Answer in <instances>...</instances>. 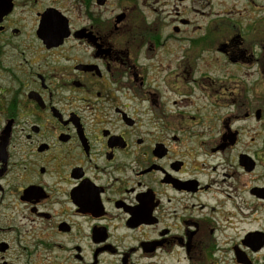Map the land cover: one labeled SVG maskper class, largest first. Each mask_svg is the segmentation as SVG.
I'll return each mask as SVG.
<instances>
[{"label": "flooded vegetation", "instance_id": "flooded-vegetation-1", "mask_svg": "<svg viewBox=\"0 0 264 264\" xmlns=\"http://www.w3.org/2000/svg\"><path fill=\"white\" fill-rule=\"evenodd\" d=\"M0 264H264V0H0Z\"/></svg>", "mask_w": 264, "mask_h": 264}, {"label": "rangeland", "instance_id": "rangeland-1", "mask_svg": "<svg viewBox=\"0 0 264 264\" xmlns=\"http://www.w3.org/2000/svg\"><path fill=\"white\" fill-rule=\"evenodd\" d=\"M47 1H49V0H40V2H45V3ZM27 10H29L30 12H28ZM27 10H24L25 11L24 16H26L28 18V21H30L32 19L31 18V12H32L31 7L30 8H27ZM18 11H20V10H18Z\"/></svg>", "mask_w": 264, "mask_h": 264}, {"label": "water", "instance_id": "water-1", "mask_svg": "<svg viewBox=\"0 0 264 264\" xmlns=\"http://www.w3.org/2000/svg\"><path fill=\"white\" fill-rule=\"evenodd\" d=\"M10 10H11V5H10V7H9L8 9L4 10L2 14H6V13H8ZM44 16H45V14H44Z\"/></svg>", "mask_w": 264, "mask_h": 264}]
</instances>
